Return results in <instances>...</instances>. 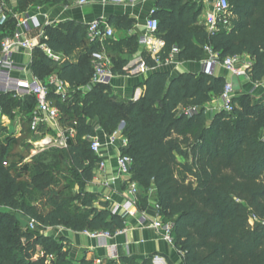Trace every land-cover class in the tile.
I'll return each instance as SVG.
<instances>
[{"label": "trees", "instance_id": "1", "mask_svg": "<svg viewBox=\"0 0 264 264\" xmlns=\"http://www.w3.org/2000/svg\"><path fill=\"white\" fill-rule=\"evenodd\" d=\"M229 2L230 28L211 35L196 26L202 14L197 0H156L153 16L159 20L157 34L166 43L163 59L176 48L180 61L199 60L210 46L221 61L243 55L253 59L248 77L254 83L263 80L264 0ZM15 27L14 19L0 26V47ZM60 27L44 42L64 55L82 49L79 61L52 60L36 50L32 70L42 80L56 73L72 86H86L94 73L91 55L97 47L85 45L87 30L82 27L71 22ZM145 63L156 66L149 56ZM113 71L126 73L117 64ZM170 77L169 72L151 73L137 100L112 95L107 86L97 85L81 102L77 91L62 102L52 89L50 98L62 113V124L75 128L76 135L66 147H51L31 162L10 161L19 139L1 127L0 264H44L49 254L55 255L56 264H74L63 252L65 238L46 235L43 229L72 224L75 231L113 235L126 228V218L113 214L108 202L97 207L92 198L84 201L86 211L74 210L54 180L42 179L52 169L50 163L60 158L82 187L94 180L102 161L95 158L88 140L97 136L94 119L102 120L110 134L125 123L128 143L121 153L133 159L131 181L138 184L139 208L146 210L150 202L159 205L163 220L173 223V244L185 264H264V94L235 95L231 112L210 115L206 106L220 96L224 77L205 72ZM0 106L7 115L10 106L20 108L30 119L36 99L0 95ZM61 167L57 164L53 171ZM32 190L39 193L41 204L31 202ZM25 219L35 220L36 227H26Z\"/></svg>", "mask_w": 264, "mask_h": 264}, {"label": "crops", "instance_id": "2", "mask_svg": "<svg viewBox=\"0 0 264 264\" xmlns=\"http://www.w3.org/2000/svg\"><path fill=\"white\" fill-rule=\"evenodd\" d=\"M215 1L197 0L198 6L202 9V14L196 26L205 27V16L212 9ZM8 5L16 11L20 10V12L30 15V37L36 39L39 44H45L48 49L57 54L60 59L56 61L76 63L79 61L82 49H78L70 55L55 52L44 42L49 37L45 35L47 30L71 22L82 27L85 32L88 24L94 19L108 23L114 29V36L109 38L103 45H94L98 49L106 51L113 67L117 64L126 71L125 74H115L107 84H103L109 90H112L114 95L121 97L134 96L135 100L139 99L144 93L146 78L154 72H169L171 74L170 78H174L185 72L198 74L204 70V62L207 55L199 60L180 61L178 53H176L173 60L169 63L163 61L162 63H156L155 67L146 65L145 57L151 56L142 44V37L145 34L146 20L152 15L156 0H89V3L82 6L78 4V0H63L61 2H56L55 0H26L21 2V4L16 2ZM85 45H90L87 35ZM36 50H40L45 56L52 59L47 51L40 46L33 50L32 55L25 50L17 48L13 52V60L18 66H25L26 72L22 73L14 70L12 71L13 77H38L32 70ZM241 57L242 60L250 64L254 62L253 59L246 55ZM51 75L57 74L52 73L46 79L41 80L46 82ZM214 75L222 76L226 81L232 82L234 79V76L222 66L215 68ZM235 80L238 86V89L235 90L236 94L264 91V79L257 83L252 82L249 77H237ZM76 91L84 96L89 89L87 85H71L70 96L72 97ZM219 105H221V101L219 97H216L212 103L206 106L208 114L213 115L220 111L221 106ZM2 114L3 108L0 106V115ZM61 117L58 123H48L41 126L38 132H34L30 128V116L29 129L34 134L43 133L50 129L56 132L59 131L61 134L64 129H67L62 124ZM0 118L2 125L7 128L11 123L9 116L3 114ZM46 136L50 137L51 135L47 133L42 137V140L46 141L44 139ZM98 137L100 138L99 135ZM108 149L105 150L107 153L102 156V159L106 162V169L104 172L98 171L94 182L103 184L107 181L102 191L107 190L104 195L109 198V207H112L115 204L124 203L127 186L123 182L124 178L112 180L116 174V157L119 152L113 146H109ZM154 215L153 202H150L146 209V216L152 219ZM139 216L140 214L135 217H127L126 228L110 237L94 238L86 231H75L67 228L55 230L49 228V230L53 231V234L46 233V235L53 236L56 239L65 238L63 250L68 249L67 258L74 264H81L83 260L97 264V259L101 260L100 264H107L108 261L112 260H117V264H185L179 250L173 243L164 238V232L147 225H141L138 222Z\"/></svg>", "mask_w": 264, "mask_h": 264}, {"label": "built area", "instance_id": "3", "mask_svg": "<svg viewBox=\"0 0 264 264\" xmlns=\"http://www.w3.org/2000/svg\"><path fill=\"white\" fill-rule=\"evenodd\" d=\"M20 0H0V26H5L10 19L16 21V27L11 35L3 38L0 47V95H12L14 97L24 98L27 96H34L36 99V106L31 115L30 128L34 132H38L41 126L48 123H58L62 113L54 101L50 98V92L53 89L55 95L59 96L62 102L70 98L71 85L67 81L59 78L58 75H51L46 82L38 77H13L12 71L18 70L22 73L26 72L25 66H18L13 60V52L19 48L27 51L32 55L33 50L40 46L47 51L49 57L54 60H59L60 57L53 53L46 47L45 44H39L36 39L30 37V15L24 12L16 11L8 5L9 3H16ZM89 3V0H78L79 5ZM152 15L146 20L145 34L142 37V44L150 54L151 58L156 63H169L173 60L174 54L178 50L174 48L169 55L163 59V53L166 43L162 40L157 32L159 20ZM231 5L229 0H216L212 9L207 12L205 16V27L209 34L213 35L221 30H228L231 25ZM114 36V29L106 22L94 19L87 27V37L92 44H104L109 38ZM207 58L204 62L203 72L214 74L217 66L224 67L232 75L245 78L248 77V69L251 66L249 62L242 60L241 56H228L223 61L220 60L219 54L214 52L210 46H205ZM92 63L94 73L92 80L87 85L90 90L94 86L107 84L114 76L113 64L105 50L96 49L92 52ZM235 90L231 81H226L223 91L219 99L221 101L220 110L231 112L234 108L233 98ZM122 124L107 138V141H102L98 136L89 137L91 150L96 155H101L104 148L113 146L118 150L116 157V174L115 178H124L123 182L127 184V194L123 204H115L109 207L113 214L121 215L124 218L135 217L140 214L138 222L141 225H147L157 230L164 232V238L173 243L171 231L173 223L165 222L159 213V205L153 202L155 215L152 219L146 216V210L141 211L138 205V184L131 181V168L133 159L128 155L121 153V148L128 143L127 138L123 135ZM76 135L75 128L64 129L60 134L61 145L67 146L69 138H74ZM97 172H104L106 169V162L102 159L96 166ZM95 169V170H96ZM109 200V198L107 197ZM35 220H30V228L36 227ZM119 230L117 233L122 232ZM92 237H110L108 231L88 232ZM114 258V257H113ZM160 259V258H157ZM97 264L101 263L100 259L96 260Z\"/></svg>", "mask_w": 264, "mask_h": 264}, {"label": "rangeland", "instance_id": "4", "mask_svg": "<svg viewBox=\"0 0 264 264\" xmlns=\"http://www.w3.org/2000/svg\"><path fill=\"white\" fill-rule=\"evenodd\" d=\"M61 25H58L57 27H55L54 29L60 30ZM53 28H50L49 30H47L45 32V35L50 36L52 35V30ZM64 30H67V27H64ZM253 84V83H252ZM110 94L114 95L112 90H109ZM236 94V91H235ZM242 93H237L236 95H239ZM253 98H258L260 97L262 94H264V91H257L254 93H251ZM83 95H80L79 97V101L81 102ZM124 98H131L134 99V96L130 97V96H126ZM221 106V105H219ZM7 108V107H6ZM6 113H9V118L11 120L10 125L7 127L8 132L12 133L14 135H16V137L19 139V144L17 146H14L11 148V153H10V161L13 162H19V163H26V162H31L33 160L36 159V157H38V155L46 150H48L49 148L53 147V148H64V145H61V137H60V132L59 131H55L53 129L47 130L46 132L44 131L43 133H38V134H34L32 133H28V129H29V116L26 112L21 111L20 108H15V109H11V106L6 110ZM5 114V112L3 113ZM0 115V117L3 116ZM97 131V136L99 135L101 140H103L104 142L107 141V138L111 135L110 134V130L106 129L104 126V122L100 119H94L91 121ZM2 121L0 118V129L1 127H3L2 125ZM22 129V131H21ZM47 133H50V137L46 136L44 140H42V137H44ZM107 148H104V152H102L101 155H96L95 158L99 159L102 158L103 155H105V150ZM109 150V149H107ZM51 167L52 169L47 173L48 175H46L44 178H49L54 180V186L56 188V190H59V192H61L63 194V196L67 199V203L72 207V209H78L80 212H84L86 211V207H84V201L85 200H89L93 198V204L94 206L100 207V202H110L107 199V196L104 195L105 192H107V190H104L103 187L105 186V183H97L94 182L95 180H93L91 183H89L87 186L82 187L80 184L77 183V181L75 180L74 176L72 175L71 171L69 170V165L66 164L65 162L61 163V159H57L56 161H52L51 163ZM57 164H62V167L59 168L60 170L58 171H53V169L55 168V166ZM97 169L95 170V177L97 175ZM28 180V177H24L23 178V183L26 184V181ZM125 186H127V184H125ZM92 195H94V197H92ZM31 202L32 203H36V204H41L42 200L40 198V195L37 191L32 190L31 192ZM155 203V202H154ZM24 224L26 227L30 228V220L25 219ZM81 225H83V223H81ZM60 228H67V229H71L73 228V225L70 224L68 226H64V225H59L55 228H51L53 230L55 229H60ZM42 233H48V234H53L52 230H49V228L47 229H43L41 231ZM63 252L65 253V257L68 256V249L63 250ZM40 256H45L44 254H40ZM55 255L54 254H49L46 257H44V264H56L55 262Z\"/></svg>", "mask_w": 264, "mask_h": 264}, {"label": "water", "instance_id": "5", "mask_svg": "<svg viewBox=\"0 0 264 264\" xmlns=\"http://www.w3.org/2000/svg\"><path fill=\"white\" fill-rule=\"evenodd\" d=\"M233 76H234V75H233ZM236 78H237V77L234 76V79H233V81H232L234 90H237V89H238V86H237V84H236V80H235ZM124 125H125V123L123 122V123H122V127H124Z\"/></svg>", "mask_w": 264, "mask_h": 264}]
</instances>
